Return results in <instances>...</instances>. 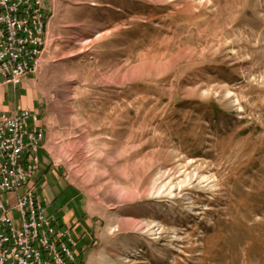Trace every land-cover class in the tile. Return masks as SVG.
Returning <instances> with one entry per match:
<instances>
[{
    "label": "rangeland",
    "instance_id": "rangeland-1",
    "mask_svg": "<svg viewBox=\"0 0 264 264\" xmlns=\"http://www.w3.org/2000/svg\"><path fill=\"white\" fill-rule=\"evenodd\" d=\"M43 5L29 76L80 264H264V0Z\"/></svg>",
    "mask_w": 264,
    "mask_h": 264
},
{
    "label": "built area",
    "instance_id": "built-area-1",
    "mask_svg": "<svg viewBox=\"0 0 264 264\" xmlns=\"http://www.w3.org/2000/svg\"><path fill=\"white\" fill-rule=\"evenodd\" d=\"M47 24L43 0H0V87L38 72ZM42 132L28 108L0 114V264H80L72 231L37 191Z\"/></svg>",
    "mask_w": 264,
    "mask_h": 264
},
{
    "label": "crops",
    "instance_id": "crops-1",
    "mask_svg": "<svg viewBox=\"0 0 264 264\" xmlns=\"http://www.w3.org/2000/svg\"><path fill=\"white\" fill-rule=\"evenodd\" d=\"M34 80L27 76L21 84L14 87L3 85L0 87V114L10 113L28 108L40 114V99L37 95ZM40 120L42 118L39 117ZM46 132V129H45ZM38 151L39 173L36 186L39 196L47 206L48 215L53 216L59 223H64L72 231L76 240L77 250H85L90 238L91 228L80 215L82 200L79 195H74L72 189L63 181L62 170L49 154L47 141L43 140Z\"/></svg>",
    "mask_w": 264,
    "mask_h": 264
},
{
    "label": "bare ground",
    "instance_id": "bare-ground-1",
    "mask_svg": "<svg viewBox=\"0 0 264 264\" xmlns=\"http://www.w3.org/2000/svg\"><path fill=\"white\" fill-rule=\"evenodd\" d=\"M45 46V40H44V45L41 46V50H42V53H43V48ZM40 67V66H39ZM38 67V69H39ZM43 136H44V133L42 132L41 135H39V141H40V144L42 143V140H43Z\"/></svg>",
    "mask_w": 264,
    "mask_h": 264
}]
</instances>
